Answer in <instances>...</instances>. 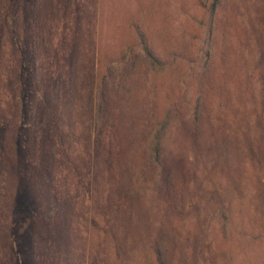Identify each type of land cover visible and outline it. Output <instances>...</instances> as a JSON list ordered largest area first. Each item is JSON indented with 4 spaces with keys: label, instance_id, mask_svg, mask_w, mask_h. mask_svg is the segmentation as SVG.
Wrapping results in <instances>:
<instances>
[{
    "label": "rangeland",
    "instance_id": "rangeland-1",
    "mask_svg": "<svg viewBox=\"0 0 264 264\" xmlns=\"http://www.w3.org/2000/svg\"><path fill=\"white\" fill-rule=\"evenodd\" d=\"M190 2L0 0V216L5 218L2 214H6V226H12L9 221L13 215L34 211L42 203L37 197L42 198L48 189L40 180L48 177L49 152L55 139L67 145L69 158L60 160V150L55 149L58 159L54 172L64 180V187L60 190V183L52 175L54 186L49 189L67 195V208L52 212L49 217L43 215L41 222L31 220L30 216L23 217L26 223L18 224L22 227L17 242L8 235H0V264H30L32 257L35 264H62L59 248L65 238L64 227L68 228L66 240L71 256L68 264H110L103 258L102 246L97 257L91 255V247L96 243L93 235L90 236L91 229L105 225L99 218L106 220V215L105 222L116 227V235L103 248L113 243L119 248L123 244L130 258H138L144 246L153 245V236L161 226L166 234L162 239L166 242L167 264H211L218 212L226 203L230 206L232 233L228 244L235 264L264 263V179L256 190L246 173V143L264 138V101L257 104V94L264 88V59L255 61L259 41V46L264 48V29H259L254 20L253 0L226 3L229 6L224 14L229 18L225 35H230L224 45L228 46L227 64L217 62L209 73L199 76L196 60L180 62L174 58L166 62L154 86L150 71L134 66L123 84L127 80L139 83L136 78L140 76L141 87L139 84L137 91L115 93L138 94V97L130 99L131 108L125 111L127 118L121 123L120 115L109 111L104 141L117 137L119 146L128 144V148L115 155L117 158L105 157L106 166H119L124 171L141 166L140 140L148 136L152 127L154 91L160 108L169 104L171 130L162 161L164 172L184 188L186 194L181 206L173 199L170 205L163 204L143 215L138 210L140 199L132 196L124 205H118H123V210L113 213L112 193L103 204L100 200L93 203L95 196L91 195L92 182L88 178L93 153L89 138L91 96L96 78L103 71V66L96 65L97 53L111 54L125 44L129 39L127 20L140 14L150 26L158 57L169 49L176 52L181 44L191 52L193 32H189L187 15H193L194 11L190 9ZM12 38L17 41L13 42ZM196 81L206 84L202 95L206 111L202 110L203 117L192 133L194 127L189 119L192 86ZM220 113L222 122L217 124ZM134 122L140 130L130 139L132 131L127 127ZM118 124L125 129L121 131ZM18 125L27 126L30 131L24 127L18 133ZM224 128L227 135L223 134ZM261 158L264 165L263 153ZM121 169L117 176L118 182L123 183ZM107 170L104 168L100 175L110 181L113 174ZM150 192L147 190V196ZM26 195L28 199H24ZM126 218L128 225L119 226V221ZM182 218L192 238L187 244L182 237L175 241L171 234L177 220ZM141 219L149 224L146 231L140 228ZM189 224H195V229ZM103 232L108 235L106 227ZM182 254L187 256L186 262L185 258L181 259ZM100 257L102 260L98 263Z\"/></svg>",
    "mask_w": 264,
    "mask_h": 264
},
{
    "label": "trees",
    "instance_id": "trees-1",
    "mask_svg": "<svg viewBox=\"0 0 264 264\" xmlns=\"http://www.w3.org/2000/svg\"><path fill=\"white\" fill-rule=\"evenodd\" d=\"M189 1H191L190 9L194 11L193 15L186 14L188 20L190 21L189 32H193L190 40L194 42V49H192L191 52L187 50L185 44H181L176 52L169 49V51L167 53L165 52L161 58L158 57L155 54L156 52L154 51L155 49L152 45L150 26L147 21L141 18L142 14H140L138 17H130L127 20L125 28L129 33V39L125 44H121L111 54L108 53L100 55L99 52L97 53L96 65L100 64L101 67L103 66V71L99 73L98 78H96L97 81L94 85V94L91 96L93 109L90 113L91 129L89 131V138L92 139L93 153H91V157L89 159L88 178L92 182L91 195L93 194L95 196V199L93 200L94 204H97L96 202L98 200H100V204H103L104 199L108 197L110 193L113 194L111 200L112 204L110 202V209L113 213H115V211L123 210V208H125L123 207L125 200L132 198V196L140 199L138 204L139 207H137L143 215H147L152 209H158L163 204L166 206L170 205L173 199L178 206H181L183 200L185 199L186 193L183 192L184 188L178 185L177 182H173L172 175L164 172L162 157L164 155L165 144L167 143L170 135L171 115L169 109L167 108L169 104H167L165 108H160L161 105L159 104L156 98L157 94H155L154 91L151 102L152 127L148 136L140 140L141 166L137 168L131 167L129 171H124L119 166L114 167L111 165L110 167H107L105 164V157H108V155L115 156L121 153L125 147L128 148V144H123L122 147L121 145L119 146V140L117 137L116 139L113 137L114 140L107 139L109 140L108 142L104 141V139L106 138L105 136L107 133L105 123L109 120V111H115L117 116L120 115L119 120L121 123L125 120V118H127V112L125 111L131 108V106H129L131 102L130 99L133 100L135 96L138 97V94H115L117 92H123L124 90L127 92L134 90L137 91L140 84V76H137L136 78L139 80V83L136 81L129 83L127 80L125 81L126 85L123 84L127 73L130 70H134V66H140L149 70L150 76L152 77V85L154 86L155 81H157L156 77L161 76L160 74L164 71L165 64H168L166 62L168 60H174V58L180 62H186L188 59L191 61L196 60V68L199 76L209 73L217 62L222 61L223 64H227L228 46L226 47L224 45L225 41L230 36L225 35L227 32L226 23L229 17H226L224 11L225 8L229 6L226 4L229 0ZM240 1L243 2V0H238V3H241ZM253 16L256 24H258V28L264 29V0H253ZM259 37L262 40L260 35ZM12 41L16 42L17 39L12 38ZM259 43L260 41L256 46V63H259L262 59H264V48L259 46ZM7 52H9V50ZM192 87L193 95L189 120L193 124L194 129H192V133H194L196 126L203 117V111H206L205 99L202 96L206 92V84L204 85L203 82L200 84L196 81ZM153 90H155V88H153ZM40 96L41 95L39 94V97ZM257 99L259 100L257 101V104H261L264 101V88L260 89L259 94H257ZM254 107L256 109V104ZM218 109L220 112V108ZM132 117L134 116H130V118ZM222 118L223 115L220 113L217 116V124L222 122ZM117 126L120 125L118 124ZM24 127L28 128L30 131L29 127L23 125H18L16 131L19 133L20 128ZM127 128L132 131V133H130V139L136 137V131L140 130V126L136 122L128 125ZM124 129L125 128L120 126L121 131ZM222 131L224 135L228 134L225 128L222 129ZM246 139L247 136L245 135V140ZM102 141L106 146L105 149L103 148ZM53 143L49 152L51 165L50 168L46 170L48 177L40 180V182H43L45 187L48 189L45 191L46 194H40L42 198H39V195L37 197V200L40 199L42 203H39L34 211H23L24 213H22V215H13L12 219L9 221L12 223V226L10 227L6 226V224H8L6 214H2L5 218H1L0 216V235H8L9 238L14 239H12L13 242H17L16 240H18V237L21 236L19 231L22 225H20L21 227H18V224L26 223L25 219H22L23 217L30 216L31 220L41 222L44 219L43 215L49 217L52 215V212H63V209L67 208V195L64 192H61L62 194L59 195L56 191L49 190L51 186H54V183L52 182V175H55L56 180L60 183V186H58L59 189L61 190V188L64 187V180L58 178L57 173L55 174L54 172L55 163H57L56 160L58 159L55 149L57 148L60 150V160H69L67 145L57 141L56 139ZM246 144L248 154L246 173L248 175L249 182L256 188V190H259V187L262 185L261 180L264 179V165L261 158L262 153L264 154V148L262 147V144H264V138L261 141L260 139H257L256 142L254 140H248V143ZM24 145L25 147L26 145L28 147V143L26 144L25 142ZM98 153L100 154L98 155ZM117 157L118 156H115V158ZM119 163L120 162H117V164ZM104 168H107V171H111L113 174V178L110 181H107V179L101 176L102 174L100 175V172H102ZM120 169L125 177L123 183L118 182L117 173ZM148 173L150 176L147 177ZM156 181L157 183L155 184ZM28 184H30L29 180ZM147 190L152 191L149 196H147ZM54 195H56L58 203L56 202ZM28 197L29 196L26 195L24 199H28ZM119 204H123L121 205L122 207H118ZM103 213L106 214V210H104ZM111 218L112 217H109V221L112 220ZM99 219L102 223L104 222L105 225L101 224L97 228L91 229L93 233H90V236L92 237L93 235V238L96 240V243L93 247H91L92 256L97 257V252L100 246H102L104 253L103 258L110 264H167L166 262H168V260L166 259L165 261L166 242L165 239H162V237H166V234L163 230L164 228H161V226L159 227L157 234L153 236L155 237L153 245L151 247H147V245L144 246L141 250L140 256L134 259L129 257L131 254L123 248V244H119V248L115 247V243L110 244L107 248H103V244L106 241H111V238L116 235L114 230L116 227H112L105 222L108 219V215L105 216L106 220L103 218ZM127 220L128 218L120 220L118 225L122 226L121 223L124 226L125 224L128 225ZM177 221L178 222L171 230L173 239L177 241L178 238L181 240L183 238L182 241L187 244L189 243L188 240L191 241L192 239L190 230L184 226L183 218ZM141 224V230L146 231L149 224L146 221H142V219ZM189 225H193L195 229V224ZM16 227L18 228L17 232L15 230ZM105 227L108 229V235H105L106 233L103 232ZM23 228L27 229L28 226H23ZM62 233L65 238L64 241L62 240L63 243L59 248L61 249V252L59 251V259L62 264H68L71 257L69 256L70 252L68 249L69 242L66 240L68 239V228L64 227ZM216 233L217 240L212 251L213 260L211 264H235L233 251L229 248L228 244L229 240L232 238L230 229V206L228 203H226V205H221V208L219 209ZM147 235L149 236V234ZM193 242L196 243L194 237ZM170 243H172V241H170ZM182 258H185L183 259L184 262L187 261V256H184V254L181 255V259ZM97 260L99 261L98 263H100L102 258L100 257ZM30 264H35L33 257L30 260Z\"/></svg>",
    "mask_w": 264,
    "mask_h": 264
}]
</instances>
